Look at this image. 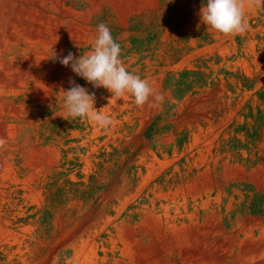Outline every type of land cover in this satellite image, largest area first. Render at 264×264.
I'll return each instance as SVG.
<instances>
[{
    "label": "bare ground",
    "instance_id": "1",
    "mask_svg": "<svg viewBox=\"0 0 264 264\" xmlns=\"http://www.w3.org/2000/svg\"><path fill=\"white\" fill-rule=\"evenodd\" d=\"M156 1L0 0V137L7 141L0 149V264L25 262L29 217L43 209L47 176L59 172L61 138L48 140L44 127L60 123L57 107L76 76L52 57H77L95 39L97 7H111L124 23ZM108 96L101 91L96 99L105 115ZM211 142L195 158L202 183L159 181L176 160L168 155L137 162L135 181L76 249L74 264H264V206L260 213L241 206L247 195L250 204L256 192L264 194V156L214 154Z\"/></svg>",
    "mask_w": 264,
    "mask_h": 264
},
{
    "label": "rangeland",
    "instance_id": "2",
    "mask_svg": "<svg viewBox=\"0 0 264 264\" xmlns=\"http://www.w3.org/2000/svg\"><path fill=\"white\" fill-rule=\"evenodd\" d=\"M205 3L157 0L124 23L111 7H97L92 17L96 32L100 23L110 28L127 70L147 79L164 101L158 107H138L125 95L115 102L107 89L74 73L76 83L94 94L97 111L98 93L110 95L107 116L113 124L100 128L57 107L60 123L44 129L48 140L56 133L61 138L59 172L47 176L43 209L29 217L32 231L20 264H74L76 249L113 212L124 187L136 179L137 162L149 155L176 159L159 176L169 184L202 183V164L195 158L205 142L212 141V153L218 155L249 161L264 156V3L246 6L249 28L237 36L207 29L200 18ZM93 41L87 39L77 57L90 51ZM246 190L256 191L252 185ZM249 199L247 195L242 208L262 212L264 194L256 192L250 204Z\"/></svg>",
    "mask_w": 264,
    "mask_h": 264
},
{
    "label": "clouds",
    "instance_id": "3",
    "mask_svg": "<svg viewBox=\"0 0 264 264\" xmlns=\"http://www.w3.org/2000/svg\"><path fill=\"white\" fill-rule=\"evenodd\" d=\"M262 3L264 0H206L200 8V18L207 29L221 35H244L249 28L245 18L246 6ZM52 58L65 67L70 66L77 76L93 87H104L112 94V98L131 95L138 107L149 103L152 107H158L164 101V95L156 92L147 79L127 70L121 59V45L114 40L110 28L104 23L97 25V34L90 51L79 57L69 51L66 56L54 54ZM69 84L70 88L63 90V109L67 116L90 119L100 128H108L113 124L109 116L94 108V94H90L72 78H69ZM6 143L0 137V149Z\"/></svg>",
    "mask_w": 264,
    "mask_h": 264
}]
</instances>
